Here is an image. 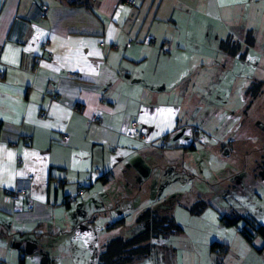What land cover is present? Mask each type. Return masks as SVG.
<instances>
[{
    "label": "crops",
    "instance_id": "0c3cea01",
    "mask_svg": "<svg viewBox=\"0 0 264 264\" xmlns=\"http://www.w3.org/2000/svg\"><path fill=\"white\" fill-rule=\"evenodd\" d=\"M72 1L90 2L91 9ZM128 1L0 0V229L23 247L55 235L61 218L77 209L80 221L72 224L88 221L81 232L97 255L123 236L157 202L141 194L148 185L152 191L161 141L174 139L178 148L177 136L190 127L184 99L198 92L178 94L181 108L171 95L174 73L189 72L186 44L218 47L251 32L263 38L264 0ZM33 5L47 6V18H29ZM208 73L194 75L192 88L210 84ZM133 121L142 139L130 137ZM29 177L27 197L14 200L9 192ZM70 196H77L74 203ZM101 201L107 204L95 208ZM122 218L125 226L110 227ZM244 241L230 244L221 260L211 252L207 264H264L263 239L262 246Z\"/></svg>",
    "mask_w": 264,
    "mask_h": 264
},
{
    "label": "rangeland",
    "instance_id": "374dc122",
    "mask_svg": "<svg viewBox=\"0 0 264 264\" xmlns=\"http://www.w3.org/2000/svg\"><path fill=\"white\" fill-rule=\"evenodd\" d=\"M260 28L263 38L255 40L253 47L248 46L247 36L246 40L221 41L218 47L213 41L188 42L185 51L189 56L185 58H189V72L174 73L171 95L178 107L184 99L176 101L178 94L198 92L194 102L192 97L184 99L185 121L190 127L181 130L186 132L178 140L181 148L173 146L177 142L171 139L166 149L156 154L152 191L149 195L148 185L141 194L157 201L149 208L172 217L183 230L166 239L171 256L169 260L164 257L165 264H207L213 243L243 242L245 222L229 226L223 221L233 212L264 225V181L253 175V167L261 170L257 162L264 161V26ZM232 30L235 37L236 28ZM235 44L240 48L230 53ZM206 70L211 71L208 74L213 81L207 84L203 80L199 89H193L194 75L203 76ZM187 136H191L190 141ZM193 142L196 149L187 148ZM223 146L231 150L229 156L221 153ZM101 202L95 208L107 204ZM78 212L73 210L61 218L62 229L55 235L37 237L31 253L0 229V264H45L44 255L49 257L48 264L93 263L99 257L98 250L89 248L86 233L81 232L88 221L76 227L72 224L79 223ZM262 243L258 237L254 245ZM162 263L161 259H148L143 264Z\"/></svg>",
    "mask_w": 264,
    "mask_h": 264
},
{
    "label": "trees",
    "instance_id": "16d2710c",
    "mask_svg": "<svg viewBox=\"0 0 264 264\" xmlns=\"http://www.w3.org/2000/svg\"><path fill=\"white\" fill-rule=\"evenodd\" d=\"M70 5H85L88 9H91L90 2L72 1L70 2ZM247 37L248 40H246ZM247 37L245 40L248 46L253 47V45H255L253 33L251 32V34H248ZM239 48L240 44H235L232 51L229 52L232 53ZM194 142L187 148L195 150L196 142ZM220 150L221 153L225 152V155L227 156L231 153V150H227L226 146H223ZM261 159H264V156H262ZM257 163L260 169H262L254 171L253 167V175L257 180L264 181V161L260 160ZM99 177L100 176L97 177V180ZM100 181L102 183H107L109 178L105 176L101 178ZM71 203L69 202V204ZM232 215V217L225 216L223 221H225V223L229 226H238L239 222L243 220L245 225L242 230V235L249 244L253 245L256 237H261L264 241V225H259L254 220H250L247 217L236 215L235 212H233ZM120 226H125V218L117 220L115 223L110 225L112 229ZM182 231V228L176 224L172 217L161 216L155 209L147 208L138 215V219L135 221V224L127 230L123 236L113 239L105 246L104 250L97 258L96 264H143L148 259H161L163 264H165L164 260L166 258L169 260L170 258H168V256H171V248L167 246L168 244L165 242L166 239L170 235L179 234ZM228 251L229 245L227 244L217 242L213 243L211 246V252H218L219 260H221L222 257L228 253ZM164 257L166 258L164 259ZM166 262L168 261L166 260Z\"/></svg>",
    "mask_w": 264,
    "mask_h": 264
},
{
    "label": "built area",
    "instance_id": "2783aa9c",
    "mask_svg": "<svg viewBox=\"0 0 264 264\" xmlns=\"http://www.w3.org/2000/svg\"><path fill=\"white\" fill-rule=\"evenodd\" d=\"M131 5H135L136 4V1L135 0H129L128 1ZM48 12H49V8L47 6H41L40 8H37L36 5H33L31 11L29 12V15L28 17L31 18V19H34L35 21H42L44 19L47 18V15H48ZM165 53H168V50L165 49ZM49 58L53 57V54L48 52L46 54ZM41 60H42V57H38L36 58V64L37 65H40L41 63ZM3 70H0V79L3 78ZM69 76L71 77H76L75 74H69ZM95 122H97L98 120L95 119L94 120ZM196 132L200 133L201 130L199 128H196ZM182 133V137L184 136V131L183 132H180ZM129 135L130 137L132 138H135V139H142L143 138V131H142V126L140 124V122L138 121H133L131 123V126H130V130H129ZM181 137V138H182ZM190 138L191 136H187V139L186 140H189L190 141ZM64 141H66L68 139V136L67 135H64L63 138H62ZM167 146V143H166V140H162L161 141V144H160V148L161 149H165ZM95 174L97 175V177L100 175V170L99 169H96L95 170ZM33 181V178L32 177H29L28 178V181L26 183H22V184H19L18 186V189L14 192H9V195L14 199H18L20 197H27V194H28V190H29V184L30 182ZM79 195H82V192L79 193ZM76 200V197L75 196H71L69 199H68V202H74ZM26 205H27V208L28 210H32L33 208V201L31 199H28L27 202H26Z\"/></svg>",
    "mask_w": 264,
    "mask_h": 264
},
{
    "label": "water",
    "instance_id": "95a60500",
    "mask_svg": "<svg viewBox=\"0 0 264 264\" xmlns=\"http://www.w3.org/2000/svg\"><path fill=\"white\" fill-rule=\"evenodd\" d=\"M182 135H183V134L180 133V134L177 136V139H180V138L182 137ZM35 248H36V246L32 244V245H29V246H28L27 250H28L29 253H31Z\"/></svg>",
    "mask_w": 264,
    "mask_h": 264
}]
</instances>
